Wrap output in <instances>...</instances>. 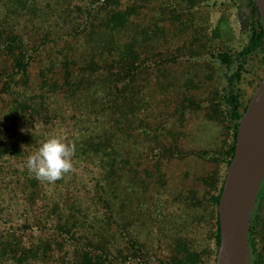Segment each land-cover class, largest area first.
Masks as SVG:
<instances>
[{"label":"trees","instance_id":"1","mask_svg":"<svg viewBox=\"0 0 264 264\" xmlns=\"http://www.w3.org/2000/svg\"><path fill=\"white\" fill-rule=\"evenodd\" d=\"M32 1L37 4L45 0ZM107 1L101 5L107 6ZM187 1L194 5L202 0ZM246 1L251 14L248 42L239 51L227 49L213 54L229 83L222 100L212 104L216 113L229 118L232 130L231 142L220 156L227 166L233 158L237 129L248 104V99H240L235 83L241 79L249 58L261 56L264 64L260 14L255 0ZM28 2L16 0L3 6L4 11L0 7V129L4 137L0 139V264H134V252L123 257V251L118 249L116 215L134 197V185L130 184L134 182L137 130L138 138L143 133L145 142L156 141L154 168L147 174L163 180L160 133L154 130V139L150 136L148 115L141 116L148 109V100L136 85L143 68L137 46L148 42L159 26H134L131 8L106 10L104 14L100 11L102 6H87L81 10L82 21L64 30L70 24L69 8H60L61 0L55 4L48 0L43 15H57L55 22L60 25L62 20L63 27L43 29L39 26L43 15H33ZM95 4L100 2L95 0ZM22 20L26 26L31 22L33 38H26L19 30ZM33 20H38V25ZM223 21L224 16L216 31L222 32ZM83 30L89 31L91 37L85 43H93L89 57L82 46H73L70 41ZM62 43L63 49L58 48ZM51 44L61 51L62 61L60 56L55 61L46 53L51 59L37 61L40 67L33 72L40 52L53 49ZM73 48L77 54L70 57L68 51ZM82 62L88 68H83ZM82 106L86 112L73 116L75 122L70 129L68 111H83ZM52 135L74 145L75 152L72 170L49 183L29 173L25 160ZM164 149L170 148L164 145ZM198 155L214 159L208 152ZM90 165L99 167L98 174ZM76 168L85 170L91 184L80 178ZM210 178L212 188L206 199L214 222L213 238L219 247L218 204L224 181L217 172ZM263 207L264 180L251 213L249 264H264V254L258 251L254 237ZM217 253L214 251L215 257ZM202 259V253L178 241L172 254L160 264H200Z\"/></svg>","mask_w":264,"mask_h":264},{"label":"rangeland","instance_id":"2","mask_svg":"<svg viewBox=\"0 0 264 264\" xmlns=\"http://www.w3.org/2000/svg\"><path fill=\"white\" fill-rule=\"evenodd\" d=\"M15 2L0 0V7ZM46 2L48 0L33 4L29 0L32 14L43 15V10L47 11ZM51 2L55 4L56 0ZM98 2L100 4L97 5L95 0H61L58 6L70 10V24L64 30L82 21L81 10L87 6H95L96 9L102 6V13L131 8L135 12L131 16L134 26H141V29L149 23H152V28L159 26L148 42L137 46L143 68L136 85L148 100V109L141 113L142 117L148 115L147 130L150 136L155 134L154 130L160 133L163 180L147 174L154 168L156 151L153 147L157 146L156 141L145 142L143 133L138 138L135 136L137 130L134 132V182L130 184L134 185V197L116 215L118 249L123 251V257L134 252V264H160L172 254L176 243L182 241L202 253L200 264H216L214 251L218 252V247L213 238L214 222L206 198L212 188V174L217 172L223 181L225 179L228 166L220 156L231 142L232 130L229 118H223L213 107L229 89L224 68L213 54L227 49L239 51L248 42L251 14L247 1L202 0L193 5L187 0H109L107 6L101 5L106 0ZM5 9L3 7L2 11ZM222 16L225 17L222 32L216 31ZM42 19L44 21L40 20L39 26L43 29L63 27L62 20H59L60 25L55 22L57 15L47 13ZM38 22L33 20V24L38 25ZM24 24L22 20L19 30L26 34V38H33L31 22L29 26ZM85 39H91L86 30L74 38L70 37L72 45L82 46L81 50L87 57L92 52L93 43L90 40L85 43ZM50 47L53 49L40 52L32 66L33 72L40 67L37 61L49 60L50 57L58 61L57 56L62 61L57 46L51 44ZM63 47L64 43L58 46L60 49ZM68 52L70 57L77 54L76 48ZM87 65L82 62L83 68H88ZM263 75L261 56L249 58L241 79L235 83L240 99H248L249 102ZM82 109L68 111L70 129L75 122L73 116L79 117L86 112L83 106ZM153 109L155 111L151 114ZM135 124H139L138 117ZM52 136L59 138V135ZM164 145L170 149L165 150ZM199 152H208L217 160L204 159L198 155ZM90 167L98 174L99 167ZM74 171L89 182L83 168ZM262 213L254 237L258 251L264 254V207ZM204 252L207 255H203ZM125 259L127 257L122 260Z\"/></svg>","mask_w":264,"mask_h":264},{"label":"water","instance_id":"3","mask_svg":"<svg viewBox=\"0 0 264 264\" xmlns=\"http://www.w3.org/2000/svg\"><path fill=\"white\" fill-rule=\"evenodd\" d=\"M264 30V0H255ZM264 180V75L240 120L235 151L227 167L218 215L216 264H249L251 213Z\"/></svg>","mask_w":264,"mask_h":264},{"label":"clouds","instance_id":"4","mask_svg":"<svg viewBox=\"0 0 264 264\" xmlns=\"http://www.w3.org/2000/svg\"><path fill=\"white\" fill-rule=\"evenodd\" d=\"M21 131L25 129L21 128ZM0 129V139H3ZM74 145L66 144L56 136H50L44 140L35 153L25 160V167L40 181L53 183L72 170V157Z\"/></svg>","mask_w":264,"mask_h":264}]
</instances>
